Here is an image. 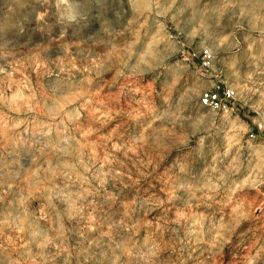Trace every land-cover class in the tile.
I'll return each mask as SVG.
<instances>
[{
	"label": "rangeland",
	"instance_id": "obj_1",
	"mask_svg": "<svg viewBox=\"0 0 264 264\" xmlns=\"http://www.w3.org/2000/svg\"><path fill=\"white\" fill-rule=\"evenodd\" d=\"M89 7L0 0V264H264V0Z\"/></svg>",
	"mask_w": 264,
	"mask_h": 264
},
{
	"label": "built area",
	"instance_id": "obj_2",
	"mask_svg": "<svg viewBox=\"0 0 264 264\" xmlns=\"http://www.w3.org/2000/svg\"><path fill=\"white\" fill-rule=\"evenodd\" d=\"M210 49L204 48L200 51V64L208 67L212 60ZM235 90L230 86H224L221 90L205 89L200 93L199 103L204 107L219 112H233L235 99ZM253 134H250L252 136ZM261 178L264 181V169L261 172Z\"/></svg>",
	"mask_w": 264,
	"mask_h": 264
},
{
	"label": "clouds",
	"instance_id": "obj_3",
	"mask_svg": "<svg viewBox=\"0 0 264 264\" xmlns=\"http://www.w3.org/2000/svg\"><path fill=\"white\" fill-rule=\"evenodd\" d=\"M57 21L65 27L78 26L86 21L91 11L89 0H55Z\"/></svg>",
	"mask_w": 264,
	"mask_h": 264
}]
</instances>
